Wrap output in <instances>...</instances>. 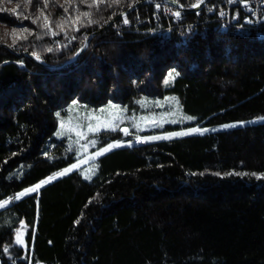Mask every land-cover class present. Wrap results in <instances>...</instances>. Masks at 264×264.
<instances>
[{
	"label": "trees",
	"instance_id": "trees-1",
	"mask_svg": "<svg viewBox=\"0 0 264 264\" xmlns=\"http://www.w3.org/2000/svg\"><path fill=\"white\" fill-rule=\"evenodd\" d=\"M140 1L0 0V27L15 51L58 65ZM217 1L178 23L162 3L144 6L65 69L0 50V203L77 162L54 137L74 102L132 112L175 97L194 121L156 132L212 130L114 149L91 181L74 171L12 201L0 209V264H264V26L224 27L208 14ZM121 140L102 132L98 147Z\"/></svg>",
	"mask_w": 264,
	"mask_h": 264
},
{
	"label": "rangeland",
	"instance_id": "rangeland-1",
	"mask_svg": "<svg viewBox=\"0 0 264 264\" xmlns=\"http://www.w3.org/2000/svg\"><path fill=\"white\" fill-rule=\"evenodd\" d=\"M230 1L237 0H228V2L227 0H224L223 2L221 0L219 2L217 1L215 4L218 7H221L226 6ZM253 1L256 2L257 0H252L251 2ZM260 1L262 0H259L258 2ZM171 9L174 14V9L172 7ZM3 30L4 28L0 27V43L10 44V42L7 40L8 38H6V32ZM175 76V74L170 73L167 82L172 81ZM184 117L188 116L183 113L180 103L175 97H168L163 100L144 99L140 102L139 108L132 112H128L121 106L112 103H109L106 106L98 109H91L83 104H80L79 102H74L67 109L65 117L59 120V127L54 137L67 140L69 148L72 151H75L77 155V162L74 164L75 167L72 168V171L67 172L64 175H55L53 177L56 178L52 179L50 182L67 176L74 171L81 173L85 180L91 181L97 172L98 159L114 149L126 146H134L137 144H145L158 140H171L177 137H182L172 136L171 134L177 132H189L193 128L170 133L156 131H162L168 125H185L194 121L193 118L189 120L184 119ZM172 121H175V123ZM195 128L199 129V131L189 135L204 134L206 132L212 131L211 129H205L202 127ZM223 128L229 129L231 127ZM109 131L121 132L123 135V140L111 143L118 146L111 148L108 152L103 153L100 156H95L94 154L100 149L98 147V135L102 132ZM138 137L139 140L137 139ZM92 140L96 141L95 146L92 145ZM62 172H64V170ZM43 185L45 184H42V186ZM24 192H26V190ZM32 193H28L27 195ZM24 196L20 197L19 199H16L15 197L14 199L0 203V209L9 206L12 201L20 200ZM20 240L22 241V244H19L21 246H25L24 238L22 237Z\"/></svg>",
	"mask_w": 264,
	"mask_h": 264
},
{
	"label": "built area",
	"instance_id": "built-area-1",
	"mask_svg": "<svg viewBox=\"0 0 264 264\" xmlns=\"http://www.w3.org/2000/svg\"><path fill=\"white\" fill-rule=\"evenodd\" d=\"M248 1H230L226 6L221 7H209L208 14L214 15L217 13V20L224 26H236L243 36H247L254 28L264 26V0L258 2ZM228 2V0H227ZM163 16L168 18H174V22L178 23L183 19L184 15L179 13L173 14L170 6H166L163 9ZM243 12V14L240 13ZM199 16L202 12H198ZM126 27H131V23H128ZM203 30H206V26H203Z\"/></svg>",
	"mask_w": 264,
	"mask_h": 264
},
{
	"label": "water",
	"instance_id": "water-1",
	"mask_svg": "<svg viewBox=\"0 0 264 264\" xmlns=\"http://www.w3.org/2000/svg\"><path fill=\"white\" fill-rule=\"evenodd\" d=\"M208 1L209 0H201L199 3L195 4L191 8H185L181 4L176 2L175 0H143V1H140L139 3H137L134 6H132L131 8H129L128 10H126L123 13L119 14L118 16L114 17L109 23H107L100 30L91 33L88 36V38L86 39L84 45L81 47V49L77 52V54L73 58H71L70 60H68L65 63L58 64V65H50V64H47V63H43V62L40 61V59H38L35 55L31 54L28 51L17 52L8 43H0V50L6 49L12 55H14L16 58L27 57L28 59H30L31 61H33L37 65H39L40 67H42L44 69H47V70H50V71L65 69V68L71 67L72 65L77 63L82 58V56L85 54V52L89 48V45H90L91 41L94 39L95 36H97L98 34H101L104 31H106L118 19L125 18L129 14H131L132 12H135V11H137L138 9H140V8H142L144 6L160 2L163 5L170 6V7L174 8V9H176L178 11H181V12H184V13H198V12H201L206 7Z\"/></svg>",
	"mask_w": 264,
	"mask_h": 264
},
{
	"label": "snow or ice",
	"instance_id": "snow-or-ice-1",
	"mask_svg": "<svg viewBox=\"0 0 264 264\" xmlns=\"http://www.w3.org/2000/svg\"><path fill=\"white\" fill-rule=\"evenodd\" d=\"M9 2H11V0H9ZM46 6H47V5H45V7H46ZM64 11L67 12L68 9L65 8ZM41 15H43V13H41ZM84 15L87 16L88 13H84ZM177 15H179V13H177ZM33 22L35 23L36 21H33ZM125 22H127V21H125ZM59 26H60V22H57V27H59ZM45 27H47L46 24H45ZM25 31H27V29H25ZM14 34H15V33H14ZM184 119H189V120H190V119H192V118H191V117H184ZM172 122L175 123V121H172ZM233 126H235V125H226L225 127H233ZM198 131H199V129L193 128V129H191L189 132H177V133H172L171 135H172V136H183V135H189V134H191V133L198 132ZM164 138H169V137H164ZM137 139L139 140V137H138ZM91 143H92L93 146H95L96 141H95V140H92ZM116 146H118V145L108 144L107 146L100 148V149H99L94 155H95V156H100V155H102L103 153L108 152L111 148L116 147ZM74 167H75V165H73V166L70 167V168L65 169L64 172L57 173L56 175H57V176H59V175H64V174H66L67 172L72 171V168H74ZM217 174H218V173H217ZM232 174H237V175H247V173H225V175H232ZM252 175H256V174H255V173H252ZM55 178H56V177H49L47 180L42 181L41 184H37L34 188H29V189L26 190V192H21V193L16 197V199H19L20 197H22V196H24V195H27L28 193H32V192L38 191V189L42 186V184H46V183L50 182L52 179H55ZM258 178H260V179H264V176H260V177H258ZM16 242L22 244V241H21L19 238H17V241H16Z\"/></svg>",
	"mask_w": 264,
	"mask_h": 264
},
{
	"label": "bare ground",
	"instance_id": "bare-ground-1",
	"mask_svg": "<svg viewBox=\"0 0 264 264\" xmlns=\"http://www.w3.org/2000/svg\"><path fill=\"white\" fill-rule=\"evenodd\" d=\"M17 201V200H16Z\"/></svg>",
	"mask_w": 264,
	"mask_h": 264
}]
</instances>
